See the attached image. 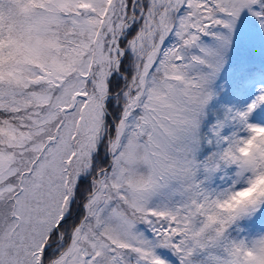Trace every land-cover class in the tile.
<instances>
[{
	"label": "snow or ice",
	"instance_id": "obj_1",
	"mask_svg": "<svg viewBox=\"0 0 264 264\" xmlns=\"http://www.w3.org/2000/svg\"><path fill=\"white\" fill-rule=\"evenodd\" d=\"M256 33L264 0H0V264H264V88L211 108Z\"/></svg>",
	"mask_w": 264,
	"mask_h": 264
},
{
	"label": "rangeland",
	"instance_id": "obj_2",
	"mask_svg": "<svg viewBox=\"0 0 264 264\" xmlns=\"http://www.w3.org/2000/svg\"><path fill=\"white\" fill-rule=\"evenodd\" d=\"M205 42L208 44H212L213 41L211 38L205 37ZM171 43L173 42L170 39ZM239 46L237 45L234 47L231 52L229 53V59L228 62L225 64L222 72L224 73L222 76H226L228 71H230L234 65H248L249 63H252L255 60H259L261 62H264V36L260 33H256L254 37V43L249 46V48L243 53V58L241 52L238 50ZM221 72V73H222ZM247 75H249L247 73ZM245 75L243 78H241L242 85L244 87V94L240 99L239 106L237 109H243L251 100L257 95L258 90L260 88H264V73L256 72V74H252L251 76ZM222 83L224 81H228L227 78H223ZM221 81L219 84H221ZM241 135H244L245 133H240ZM235 185L234 186H242L244 181L243 179H237L234 178ZM233 181V182H234ZM77 203H79L77 201ZM81 208L77 207L74 209V211H77ZM263 228L262 226L254 227L253 229ZM251 231V230H250ZM257 231H264L262 229H259Z\"/></svg>",
	"mask_w": 264,
	"mask_h": 264
},
{
	"label": "trees",
	"instance_id": "obj_3",
	"mask_svg": "<svg viewBox=\"0 0 264 264\" xmlns=\"http://www.w3.org/2000/svg\"><path fill=\"white\" fill-rule=\"evenodd\" d=\"M134 31V29H133ZM167 44H171L170 39L166 42ZM258 68L262 71H264V67L263 66H258ZM224 73L222 72L219 80H218V84L219 82L224 78L222 77ZM233 83V82H232ZM222 84V81H221ZM234 85V83H233ZM242 93V89L239 88V86L237 87V89H233L232 91H228L225 92L224 94L219 95V97L217 99H214V101L212 102L211 108L215 109L217 107H233L237 105V101L239 99V95ZM217 181H221L219 178L217 179ZM223 181V180H222ZM83 187V186H82ZM80 216H78V214L74 213V218L76 220L79 219Z\"/></svg>",
	"mask_w": 264,
	"mask_h": 264
},
{
	"label": "clouds",
	"instance_id": "obj_4",
	"mask_svg": "<svg viewBox=\"0 0 264 264\" xmlns=\"http://www.w3.org/2000/svg\"><path fill=\"white\" fill-rule=\"evenodd\" d=\"M258 191L264 193V180H259L251 188L245 189V191L241 193V197L248 198Z\"/></svg>",
	"mask_w": 264,
	"mask_h": 264
}]
</instances>
